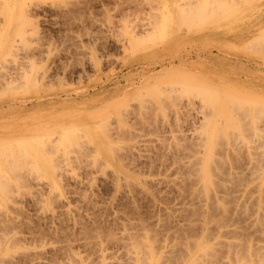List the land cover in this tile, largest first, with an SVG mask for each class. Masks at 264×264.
Here are the masks:
<instances>
[{
  "label": "rangeland",
  "instance_id": "obj_1",
  "mask_svg": "<svg viewBox=\"0 0 264 264\" xmlns=\"http://www.w3.org/2000/svg\"><path fill=\"white\" fill-rule=\"evenodd\" d=\"M166 2L167 0H0V74L4 69L0 78V105L6 108L11 100L14 104L9 111L0 112V177H4L0 178V264H138L137 261L147 264L149 259L145 261V258L151 257L155 263L150 261L148 264H195L196 259L200 258L196 264H210L211 259V264H217L219 259H225L229 251H236L233 253L236 256L229 254L231 261L226 257L221 264H244L248 260L251 264H264V260H261L264 259V222L262 221L261 226L257 221L264 208V194L261 192L264 191V165L263 161L257 159L261 153L264 154V147L254 144L262 141L258 136L247 135L252 137L248 140L241 138L245 142L244 147L240 138L236 141L230 138L233 133H228V138L235 140L237 152L235 176L239 177H235V196H244L242 201L236 197V202L239 201L235 206L237 220H234L235 224L231 223L235 225H231L233 229L235 227V238L230 234L235 239V249L240 245V255L237 251L239 248L231 250L227 246L231 242L227 234L226 240L218 234L217 227L211 230L213 224L208 225H211L210 232L215 236L210 232L200 233L198 225L201 227V218L195 216L198 219L193 220V216H189L190 209H185L187 206L193 207L186 201V198L189 200V188L193 186L192 180H189L192 175H185L188 174V166L194 161L193 156L204 152V146L200 143L203 141V129L199 126L203 123L204 112L209 110V107L206 110L208 105L202 95L205 86L218 87V97L213 101H219L218 105L223 101L221 106L231 98L227 96L226 90L232 89L235 95L238 93L235 98L240 97L242 109L247 108L245 105L248 106L249 119L247 115L246 118L238 116L242 109L238 113L235 111L240 108L238 98H231L235 100L233 102H237V106L230 105V100V104L227 103L230 105L227 106L228 110L231 108L235 112L233 114L237 120L240 116L243 120H249V124L247 120L244 124L242 122L243 125L264 126V113L259 112L263 116L258 118L252 111L255 105L251 101L254 94L264 100V15L259 18L264 11V0H257L259 4L253 6L249 5L252 4L249 0L245 5L244 2L241 10L244 9L238 10V14L234 12L235 4L231 5L227 9L229 14H225L226 18L221 13L220 17L221 8L217 9L224 0H172V11ZM189 3L191 6L193 4L192 8ZM233 3L235 0L230 4ZM188 7L191 10L195 7L201 20L193 19V24V20L189 19L192 24L189 22L190 26L184 29L188 22L182 19L186 18L182 9L190 11ZM232 10L236 18L232 15ZM167 12L172 15L170 30L167 31V36L160 37L162 20L168 16ZM230 13L232 16L229 18ZM181 14L184 26L179 19ZM207 48L212 53L204 60L203 54L198 56L197 51H208ZM179 55L188 61L185 62L184 58L185 63H180ZM168 60L176 61V65L161 71L159 62ZM2 80H7V83ZM8 80L17 82L12 85ZM103 84L110 89L107 95L57 103V95L74 96L85 88L91 90ZM247 96L251 99H247ZM37 98H42L41 104L35 103ZM52 99L54 103L49 102ZM30 100L37 105L29 110L19 107L22 102ZM247 100L253 102L254 109ZM259 106L262 111L264 105ZM225 116L229 117V113L226 112ZM103 123H106V127ZM63 131L69 133L66 138L62 136ZM239 132L241 131L235 130L234 134ZM105 133H112V139ZM76 142L81 143L79 145ZM262 158L264 159L263 155ZM8 159L13 164L8 163L7 166ZM251 163L255 167L257 164L263 165V172L259 170V174L255 167H249H253ZM184 168L186 171H183ZM183 176L188 181L183 180ZM172 177L175 178L174 181L169 180ZM186 184L190 187L187 188ZM229 185L232 186L230 183ZM128 187L135 188L137 193L139 189L142 195L135 193L133 189L128 193ZM141 190L147 193H142ZM195 200L189 201L196 204L194 207L203 208L202 203L199 201V205ZM259 204L260 207L263 206L260 208ZM179 207L181 210H176ZM238 210L242 212L238 213ZM246 210L248 212L245 213ZM181 211L188 212V216L187 213L184 216ZM263 215L260 216L261 219ZM6 220L9 221L5 223ZM140 223L144 225V228L141 227L144 230H139ZM185 223H195L194 227L198 228V232L185 231ZM132 232L138 239L145 240L144 236L148 237L145 240L148 251L140 246L144 254L149 252L151 245L154 247L156 244L155 249L152 247L155 251L150 250L152 256L146 257L143 252H137L140 248L138 246L137 249L131 242L135 237L131 238ZM207 235L208 238L205 237ZM191 236H199L198 239L202 237L206 242L195 245L193 249ZM186 241L188 245L190 242L191 250L187 248L189 246L186 247ZM222 241L224 246L220 245ZM175 242L180 244L177 247L181 250L174 247L177 244ZM213 244L219 245L216 246L219 250L214 249ZM182 245H185L184 251ZM208 245L212 246L214 252H223L219 254L221 257L213 259L216 255L210 252L212 250L208 251L214 255H211V259L207 251L203 250L202 253L201 249H210ZM185 251L189 252L185 258L176 259L173 256H185ZM136 252L139 254L138 260ZM131 253H135L136 258ZM140 256L145 257L143 259ZM194 256L198 258L193 262ZM131 259L135 261L132 263ZM232 260L234 263H230Z\"/></svg>",
  "mask_w": 264,
  "mask_h": 264
},
{
  "label": "bare ground",
  "instance_id": "obj_2",
  "mask_svg": "<svg viewBox=\"0 0 264 264\" xmlns=\"http://www.w3.org/2000/svg\"><path fill=\"white\" fill-rule=\"evenodd\" d=\"M226 0H224V2H220L219 3V6H218V10H219V8H221L220 10H219V16H220V13H221V15H224L225 16V14H229V13H227V12H229L228 10H229V7L231 8V5L233 6L234 4V12L236 13V14H238L239 12H238V10H241V7H242V5L241 4H243L244 2H246V3H244V5L245 4H247V1L248 0H235V3H233V4H230L231 2H234V0H228V1H226ZM256 1V2H255ZM261 1V0H260ZM259 0H258V2H260ZM249 2H252V4L250 3L249 4ZM249 2H248V4L250 5V6H253L254 4L256 5V3H258L257 2V0H249ZM255 2V3H254ZM149 3V2H148ZM152 3L153 2H151V5H152ZM166 3H168L167 4V6H170L171 8H170V10L172 11V5H173V3H172V0H167V2ZM188 3V2H187ZM230 4V6H228ZM259 4V3H258ZM261 4V3H260ZM149 5V4H148ZM188 5H190L191 6V4L189 3ZM238 5H240L239 6V9H237L238 8ZM243 5V6H244ZM192 6H193V4H192ZM192 6H191V8H192ZM217 6V5H216ZM236 6V7H235ZM260 6V5H259ZM151 7V6H150ZM245 7V6H244ZM152 8V7H151ZM189 8V7H188ZM195 8V7H194ZM193 8V10H191L190 8H189V10L190 11H185L184 9H182L183 11H184V16H186V18H188V20L186 19V18H182L183 20H186V21H184V22H188V23H186V24H188V25H186L185 26V28L184 29H186L188 26H190L189 25V22L191 23V21L193 20V19H195V20H199V18H200V20H201V16H199L198 15V13L195 11V9ZM256 8H258V6L256 7ZM228 9V10H227ZM244 9V8H243ZM242 9V10H243ZM262 9V8H261ZM237 10V11H236ZM241 10V11H242ZM64 11H65V9H64ZM226 11V12H225ZM240 11V12H241ZM170 12V11H169ZM185 12H187V15H185L186 13ZM168 13V12H167ZM208 13V12H207ZM231 13H233V10H232V12ZM231 13H230V16H229V18L233 15L234 16V14L235 13H233L232 15H231ZM244 13V12H243ZM242 13V14H243ZM181 14V16H180V21H181V17L183 16ZM209 14V13H208ZM169 15H170V13H168V16H166L165 18H163V25H161V31H160V33H159V36L160 37H164V36H167V31L168 30H170V23H171V16L172 15H170V17H169ZM226 15V16H227ZM264 15V11H263V13H261L259 16V18H262V16ZM226 16H225V18H226ZM241 16V15H240ZM220 17H222V16H220ZM235 17V16H234ZM237 17H238V15H237ZM224 18V17H223ZM223 18H222V20H223ZM236 18V17H235ZM179 19H176V20H179ZM189 19H192L191 21L189 20ZM183 20L181 21V24H182V22H183ZM184 22H183V24H184ZM194 22V20L192 21V23ZM178 24H179V22H177ZM191 23V24H192ZM175 24V23H174ZM177 24V25H178ZM182 24V25H183ZM194 24V23H193ZM180 25V24H179ZM179 25H178V27H179ZM181 25V26H182ZM184 26V25H183ZM149 27V26H148ZM192 27V26H191ZM180 28V27H179ZM193 28H195V27H193ZM195 29H197V28H195ZM147 31V30H146ZM152 34V33H151ZM151 36V35H150ZM148 38H149V36H148ZM153 38V37H152ZM262 40H264V39H262ZM261 43V42H260ZM123 45H126V44H123ZM129 46V45H128ZM264 48V47H263ZM204 50V49H203ZM203 50H199V51H197V54H198V56L200 55V54H203V57H204V60L206 59V57H209V56H211V51L210 50H208V48H207V50L208 51H203ZM185 56H186V54H185ZM170 57V56H169ZM187 57V56H186ZM188 57H189V55H188ZM197 57V56H196ZM201 57H202V55H201ZM202 57V58H203ZM180 58V59H179ZM185 58V57H184ZM184 58H181L180 57V55L178 56V61H180V63H183L184 62ZM198 58V57H197ZM172 59V58H171ZM186 59V58H185ZM176 60V59H175ZM235 60V59H234ZM177 61V62H178ZM186 61H188L187 59L185 60V62ZM175 62L176 61H174V60H168V61H161V62H159V67H160V70L162 71V70H166V67H168V66H170L171 68H172V66L175 64ZM184 62V63H185ZM183 63V64H184ZM237 63V62H236ZM179 64V63H178ZM256 64V63H255ZM176 65V64H175ZM2 66V65H1ZM93 66V65H92ZM3 67H4V65H3ZM16 67V66H15ZM153 68L155 67V66H152ZM1 68V67H0ZM6 68V67H5ZM17 68V67H16ZM142 68V67H141ZM151 68V67H150ZM152 68V69H153ZM7 69V68H6ZM21 69V68H20ZM132 69H134V68H132ZM151 69V70H152ZM4 69H2L1 70V74H2V71H3ZM17 70V69H16ZM136 70H138V69H136ZM9 71V70H8ZM4 72V71H3ZM12 72V71H11ZM10 72V73H11ZM153 72V71H152ZM7 73V72H6ZM20 73V72H19ZM150 73V72H149ZM1 74H0V78H1ZM144 74H145V72H144ZM6 75V74H5ZM16 75V74H15ZM13 76H14V73H13ZM13 76H11V77H13ZM142 76L144 77V75L142 74ZM2 77L4 78L5 76H3L2 75ZM19 77V76H18ZM10 78V77H9ZM13 79L15 80L16 78H14L13 77ZM12 80V79H11ZM3 81V80H2ZM9 81L10 80H8V83H9ZM13 81V80H12ZM118 81V80H117ZM120 81V80H119ZM3 82H5V81H3ZM11 82V81H10ZM15 82V81H14ZM14 82H11L12 83V85L13 84H15ZM105 82V81H104ZM5 83H7V80H6V82ZM4 83V84H5ZM10 83V84H11ZM103 83V82H102ZM3 84V85H4ZM114 84V83H113ZM119 84V83H118ZM0 85H1V80H0ZM19 85V84H18ZM2 86V85H1ZM113 86H116V85H112V87ZM5 87V86H4ZM206 87V88H205ZM204 88H205V91H203V98L205 99V103H206V105H208L207 106V108H206V110L208 109V107H209V110L208 111H205L204 112V115H205V117H204V119L201 121V122H203V123H201V127L199 126V128H201V130L203 129V133H202V135L203 136H201V134H198V135H200L201 137H202V139H203V141L201 140L200 141V143H202L201 145H203L204 146V152L203 153H201V155H200V153L197 155L196 154V156H193L194 157V161H192L193 163L192 164H190L188 167H189V170L187 171V173L188 174H186L185 176L187 177H189V175H190V177H191V175H192V179H190L189 178V180H192V182H193V186H191V188H189L190 187V185L188 186L187 184V188H189V189H191V191L190 192H188V198H189V200H192L193 201V199H196L197 201H198V203H199V205H200V202L202 203V205H203V208H200V207H202V206H200V207H194V205H196V204H192V202L191 201H189L186 197V201H188V205H193V207L191 206V208H189V206H187L188 208H185V209H190V214H189V216L190 217H192L193 218V220H194V218H195V216L197 217V216H199L200 218H201V220H199L201 223V227H200V225H198L199 226V232L201 231V232H205L206 234H207V232L209 233L211 230H213V228H214V230H215V228H216V230L218 229V234L219 235H221V237H225L226 238V240L228 239L227 238V236H233V234H235V227H234V229H233V227L232 226H235V225H232L231 223H233V224H235L236 222L234 221V220H237V219H235L236 217H235V206L236 205H238L239 204V201H237L236 202V200H237V198H239L241 201H242V199H243V195L241 196V198H240V195L239 194H237V196H235L236 194V192H235V180H237V179H235V177H239L238 175H236L235 176V164L237 163L236 161H235V152H236V147H235V140L237 141V139H239L240 141H242V142H244L243 140H241V138H243L244 139V137H245V139L246 140H248V138H252V137H247V135L248 136H258V138H260V139H262V141H260L259 139V141L256 143V142H254V144H258V146H260L261 148L262 147H264V141H263V138H264V126L262 127L261 125H248L249 124V115H248V106L247 105H245L247 108H245V107H243V108H245V109H242L240 106H241V102L239 101V98L238 97H236L235 98V96L236 95H238V93L235 95V92L232 90V89H229V91L228 90H226L227 91V96H229V98L231 97V98H234L235 100L238 98V100H237V102L238 103H240L239 104V110H235V111H237V113L238 112H240V109H242V111L238 114V116L239 115H243V117L244 118H246V115L248 116V119H242L243 117L242 116H240V118H238V120L235 118V116H234V114L233 113H235V112H233L232 110H231V108H230V110H228L229 109V107H227V106H230V105H232V106H234L235 107V103H237V102H233V101H235L234 99H229V100H227L228 98H226V94H224V96H225V98H226V100L228 101H226L225 102V104H223L224 106H221L222 105V103H224L223 101L222 102H220V105H218L219 103V101L217 102V101H213V100H215V97H218L217 95H218V93H217V88L218 87H215V86H205ZM203 88V87H202ZM229 88V87H228ZM81 89V88H80ZM79 89V90H80ZM84 89V88H83ZM217 89V90H216ZM220 89V88H219ZM110 89H108L107 88V86L105 85V84H103V85H101V86H99V87H95V88H93V89H84V90H81V91H79V92H77L76 94H74V96L73 95H70V94H66V96H64V97H61L60 95H57V97H56V100H57V103L58 102H60V101H63V102H66V101H76V100H81V99H83L84 97H87V98H89V99H91V98H94V97H96V96H99V97H101V96H104V95H107V93H108V91H109ZM203 90V89H202ZM221 90V89H220ZM223 90V89H222ZM71 92V91H70ZM238 92V91H237ZM222 93H224V92H222ZM221 93V94H222ZM226 93V92H225ZM241 93V92H240ZM253 97V99H251L250 98V96L248 97L247 96V99H251V101H253L254 102V107H255V109H254V107L252 106L253 105V102H251L250 100H247V102L248 101H250L249 102V104H251V107H252V109H254V110H252L254 113H256L257 114V116H258V118H260L259 116H263V114L261 115L259 112H262V113H264L263 111V109H261L262 111H260V109H259V105H264L263 103H264V100H262L261 99V97L260 96H258L257 94H254V95H252ZM36 97V96H35ZM34 97V98H35ZM243 97L246 99V97L244 96V94H243ZM103 98V97H102ZM109 98V97H108ZM243 98V99H244ZM42 99V98H41ZM41 99H39V98H37L36 99V102L35 101H33V100H30V101H24V102H22L21 104H20V106L19 107H21V108H23L24 110H29V109H31L32 107H34V106H36L35 105V103H40L41 102ZM51 99V98H50ZM55 99V98H54ZM54 99H52V100H49V102L50 101H52L51 103H54ZM105 99V98H104ZM241 99H242V96H241ZM93 100V99H92ZM108 100V99H107ZM231 100V104H230V101ZM233 100V101H232ZM9 101V100H8ZM7 101V102H8ZM11 102H12V100H11ZM11 102H8L7 104H6V108L5 107H3V105H0V112H4V111H6V110H8L9 111V109H11L12 107H14V104L13 103H11ZM35 102V103H34ZM43 102H45V101H43ZM48 103V102H47ZM60 103H62V102H60ZM227 103H229L230 105H227ZM262 103V104H261ZM17 104H19V103H17ZM41 104V103H40ZM258 105V106H257ZM18 106V105H17ZM231 106V107H232ZM237 106V105H236ZM234 107H233V110H234ZM262 107H264V106H262ZM261 107V108H262ZM245 110H247V112H245ZM204 111V110H203ZM226 112H228L229 113V117L227 116H225V114H226ZM252 112V113H253ZM28 113V112H27ZM202 113V112H201ZM245 113V114H244ZM247 113V114H246ZM218 114L220 115V117H218L217 118V116H218ZM260 114V115H259ZM203 115V114H202ZM203 117V116H202ZM242 117V118H241ZM264 117V116H263ZM236 119V120H235ZM240 119H242L243 121H240ZM264 119V118H263ZM109 120V119H108ZM246 120V121H245ZM247 120H248V124L246 123L245 125H246V129H245V125H243L245 122H247ZM238 121V122H237ZM100 122V121H99ZM238 123V124H236V123ZM241 122V123H240ZM242 122H243V124H242ZM262 122H264L263 120H262ZM107 123V122H106ZM106 123H103V124H105V126L104 127H106ZM112 123V122H111ZM99 125V124H98ZM102 125V124H101ZM108 125V124H107ZM263 125V124H262ZM112 126V125H111ZM244 126V127H243ZM248 126V127H247ZM262 128H261V127ZM74 127V126H73ZM62 128H63V126H62ZM62 128H60V129H62ZM70 128V127H69ZM68 128V129H69ZM75 128V127H74ZM113 128V127H112ZM111 128V129H112ZM243 128V129H242ZM248 128H249V130H248ZM65 129H67V128H65ZM67 129V130H68ZM101 129H104V128H101ZM246 131H245V130ZM67 130H65V131H67ZM235 130H239V131H241L242 133H244V134H242L241 132H239V134H234L235 133ZM244 130V131H243ZM65 131H63V133L65 134H63V133H61V134H63L62 136L63 137H67V135L66 134H68L69 135V133H67V132H65ZM103 132L105 131V129L104 130H102ZM111 131V130H110ZM113 131H114V129H113ZM228 131V132H227ZM248 131H249V133L251 132V134L249 135V133H248ZM62 132V131H61ZM77 132V131H76ZM107 132V131H106ZM231 132V133H230ZM247 132V133H246ZM262 132H263V134H262ZM78 133V132H77ZM108 133H109V131H108ZM108 133H105V135L107 134L108 135ZM113 133H115V132H113ZM120 133H122V132H120ZM228 133H230V134H232V135H230V138H234L235 140L234 141H232V139L230 140V138H228ZM241 133V134H240ZM76 134V133H75ZM110 134H112V133H110ZM108 135V137L109 138H111V135ZM117 134H118V132H117ZM77 135V134H76ZM114 135H116V134H114ZM113 135V136H114ZM122 135H123V133H122ZM80 136V135H79ZM118 136H119V134H118ZM71 137V136H70ZM75 137V136H74ZM82 137V136H81ZM237 137V138H236ZM261 137H263V138H261ZM64 138V139H65ZM76 138V137H75ZM80 138V137H79ZM62 139V138H61ZM63 139V140H64ZM112 139V138H111ZM75 140V139H74ZM57 141H60V140H57ZM67 141V140H66ZM78 141V140H77ZM190 142V144H191V141H189ZM188 142V143H189ZM242 142L240 143L241 145H242ZM250 142V141H249ZM73 143V142H72ZM79 143V142H78ZM77 142H76V144H78ZM81 143V142H80ZM80 143H79V145H80ZM199 143V142H198ZM251 143H253V142H251ZM250 143V146L252 145ZM26 144V143H25ZM60 144H61V142H60ZM67 144H68V142H67ZM195 144V143H194ZM239 144V143H238ZM246 144H248V142L246 143ZM253 144V145H254ZM243 145H244V147H245V142L243 143ZM242 145V146H243ZM203 146H201V147H203ZM227 146H229V148H227ZM249 146V145H248ZM256 146V145H255ZM200 147V148H201ZM239 147H241L240 145H239ZM259 147V148H260ZM25 148V147H24ZM198 148V147H197ZM242 149V148H241ZM186 150H188V149H186ZM195 150V149H194ZM243 150V149H242ZM241 150V151H242ZM261 150V149H260ZM3 151V150H2ZM9 151V150H8ZM197 151H198V149H197ZM249 151V150H248ZM262 151V150H261ZM6 153H7V150L5 151ZM183 152V151H182ZM188 152H189V150H188ZM196 152V151H195ZM194 152V153H195ZM198 152H200V151H198ZM250 152V151H249ZM256 151H254L253 153H255ZM262 152H264V149H263V151ZM0 153H1V151H0ZM4 153V152H3ZM5 153V154H6ZM9 153V152H8ZM121 153V152H120ZM128 153V152H127ZM130 153V152H129ZM191 153V152H190ZM193 153V152H192ZM237 153V152H236ZM251 153H252V151H251ZM4 154V155H5ZM155 154V153H154ZM187 154H189V153H187ZM240 154V153H239ZM250 154V153H249ZM256 154V153H255ZM3 155V154H2ZM11 156H12V154H10ZM119 155H121V154H119ZM167 155V154H166ZM181 155H183L182 153H181ZM190 155V154H189ZM191 155H193V154H191ZM190 155V156H191ZM257 155V154H256ZM262 155L264 156V154H262L261 153V156L257 159V160H261V161H263V165H264V159L262 158ZM8 156V155H7ZM7 156H6V158H7ZM15 156V155H14ZM126 156V155H125ZM150 156V155H149ZM163 156V155H162ZM180 156V155H179ZM183 156H186L187 157V155L186 154H184ZM258 156H259V154H258ZM5 157V156H4ZM128 157V156H127ZM157 157V156H156ZM178 157V156H177ZM192 157V158H193ZM246 157V156H245ZM254 157V156H253ZM10 158V157H9ZM118 158V157H117ZM121 158V157H120ZM132 158V157H131ZM150 158V157H149ZM180 158V157H179ZM188 158V157H187ZM191 158V157H190ZM191 158V159H192ZM247 158V157H246ZM256 158V157H255ZM2 159V158H1ZM122 159V158H121ZM127 159V158H126ZM182 159H183V157H182ZM191 159H189L190 161L189 162H191ZM239 159V158H238ZM242 159V158H241ZM244 159V158H243ZM248 159H249V157H248ZM254 159V158H253ZM4 160V159H3ZM6 160V159H5ZM13 160V159H12ZM17 160V159H16ZM187 159H185V161H186ZM257 160L254 162L255 164L257 163ZM21 161H22V159H21ZM184 161V162H185ZM188 161V160H187ZM238 162H239V160H237ZM254 160H252V162H253ZM7 162V161H6ZM14 162V161H13ZM16 162V161H15ZM17 162H19V161H17ZM179 162V161H178ZM182 162V161H181ZM180 162V163H181ZM8 163H12L11 161H9V159H8V162H7V166H8ZM186 163H188V162H186ZM240 163V162H239ZM243 163V162H242ZM245 163H247L246 162V160H245ZM6 164V163H5ZM13 164V163H12ZM154 164V163H153ZM152 164V165H153ZM189 164V163H188ZM244 164V163H243ZM252 164V163H251ZM10 165V164H9ZM14 165H15V163H14ZM21 165V164H20ZM177 165H178V163H177ZM185 165V164H184ZM241 165V164H240ZM253 165V167L252 166H249V167H251V168H254L255 166H254V164H252ZM263 165H260L259 164V166H258V164H257V166L254 168V169H256L255 171H262L263 170V168H262V166ZM18 166V165H17ZM16 165H15V167H17ZM22 166H24L23 164H22ZM155 166V165H154ZM157 166V165H156ZM179 166V165H178ZM177 167V166H176ZM186 167V166H185ZM264 167V166H263ZM2 168H3V166H2ZM12 168V167H11ZM14 168V167H13ZM18 168V167H17ZM17 168H16V170H17ZM177 168H179V167H177ZM152 169H154V168H152ZM182 169V168H181ZM248 169H250V168H248ZM253 169V170H254ZM0 170H2V169H0ZM10 170V169H9ZM13 170V169H12ZM11 170V171H12ZM15 170V171H16ZM186 171V169L184 168L183 169V171ZM250 170H252V169H250ZM252 170V171H253ZM131 171V170H130ZM178 171H179V169H178ZM182 171V172H183ZM259 171V172H260ZM3 173V175L4 176H7V175H5L6 173L4 172V171H2ZM18 172V171H17ZM180 173H181V171H179ZM237 172V171H236ZM263 172V171H262ZM13 173H14V171H13ZM134 173V172H133ZM186 173V172H185ZM255 173H258V172H255ZM182 174H184V173H182ZM181 174V175H182ZM237 174V173H236ZM259 174H261V172L259 173ZM106 175V174H105ZM185 176H183V178L185 177ZM257 176V175H256ZM1 177H3V176H1ZM0 177V178H1ZM170 177V176H169ZM182 177V176H181ZM243 177V176H242ZM4 178V177H3ZM110 178V177H109ZM123 178V177H122ZM121 178V179H122ZM166 178V177H165ZM164 178V179H165ZM177 178V177H176ZM180 178V177H179ZM256 178V177H255ZM167 179V178H166ZM169 179V178H168ZM182 179V178H181ZM187 179V178H186ZM185 178L183 179V180H186ZM7 180V179H6ZM111 180V179H110ZM122 180H124V178L122 179ZM143 180V179H142ZM149 180V179H148ZM157 180V179H156ZM158 180H161V179H158ZM157 180V181H158ZM169 180H172V181H174L175 180V178H171V179H169ZM179 180V179H178ZM244 180H245V178H244ZM247 180V179H246ZM8 181H9V179H8ZM165 181V180H164ZM172 181H170V182H172ZM177 181V180H176ZM180 181H182V180H180ZM187 181H188V179H187ZM119 182V181H118ZM120 182H122V181H120ZM130 182V181H129ZM145 182V181H144ZM169 182V181H168ZM183 182V181H182ZM185 182V181H184ZM191 182V181H190ZM241 182V181H240ZM258 182V181H257ZM124 183H125V181H124ZM130 183H132V182H130ZM146 183V182H145ZM150 183V182H149ZM165 183H166V181H165ZM164 183V184H165ZM174 183V182H173ZM176 183H179V182H176ZM186 183V182H185ZM229 183L230 184H232V186L231 185H229ZM239 183V182H238ZM120 184V183H119ZM135 184V183H134ZM141 184H143V185H145L144 183H141ZM157 184V183H156ZM175 184V183H174ZM182 184V183H181ZM188 184H190V183H188ZM255 184H257L256 182H255ZM264 184V183H263ZM129 184H127V186H128ZM153 185H155L154 183H153ZM185 185V184H184ZM192 185V184H191ZM125 186V185H124ZM126 186V187H127ZM133 186V185H132ZM141 186V185H140ZM146 186V185H145ZM158 186H159V183H158ZM165 186H167V185H165ZM257 186V185H256ZM263 186V185H262ZM3 187V186H2ZM5 187V186H4ZM131 187V186H130ZM129 188V187H128ZM183 188V187H182ZM0 189H1V187H0ZM2 189H4V188H2ZM130 189V188H129ZM128 189V193H131L132 191V189H133V187L129 190ZM137 189V188H136ZM141 189V188H140ZM157 189V188H156ZM186 189V188H185ZM184 189V190H185ZM262 189H263V187H262ZM119 190V189H118ZM117 190V191H118ZM123 190V189H122ZM133 190H135V188L133 189ZM153 190V189H152ZM180 190H181V188H180ZM183 190V191H184ZM261 190V189H260ZM2 191H4V190H2ZM130 191V192H129ZM138 193H140V190L138 189ZM142 191V193L144 192L145 194L147 193V192H145L144 190H141ZM148 191V190H147ZM151 191V190H150ZM159 191V190H158ZM186 191H188V189H186ZM5 192V191H4ZM135 193H137V191L135 190L134 191ZM153 192V191H152ZM151 192V193H152ZM185 192V191H184ZM263 194H264V191H261ZM1 193V192H0ZM137 193V194H138ZM182 193V192H181ZM4 194V193H3ZM124 194V193H123ZM126 194V193H125ZM141 194V193H140ZM185 194H187V192L185 193ZM262 194V195H263ZM132 195V194H131ZM142 195V194H141ZM163 195V194H162ZM262 195H260V196H262ZM136 196V195H135ZM140 196V195H139ZM145 197H147V196H149V195H144ZM144 196H143V198H144ZM132 197V196H131ZM142 197V196H141ZM163 197V196H162ZM181 197V196H180ZM237 197V198H236ZM255 198V197H254ZM133 199V198H132ZM256 199V198H255ZM255 199H254V201H255ZM260 199V198H259ZM140 200V199H139ZM196 200H195V202H196ZM257 200V199H256ZM264 200V199H263ZM263 200H259V201H263ZM1 201V200H0ZM184 201H185V199H184ZM200 201V202H199ZM257 202V201H256ZM255 202V203H256ZM181 203V202H180ZM197 203V204H198ZM236 203V204H235ZM238 203V204H237ZM242 203V202H241ZM240 203V204H241ZM249 203H251V202H249ZM254 203V202H253ZM248 204V203H247ZM247 204H246V206H247ZM252 204V203H251ZM261 204H262V202H261ZM185 205V204H184ZM263 206V205H262ZM261 206V207H262ZM182 207H184V206H182ZM259 207H260V204H259ZM260 207V208H261ZM178 208V207H177ZM176 208V210H181L180 208L181 207H179V209H177ZM198 208H200V210H197ZM238 208H239V206H238ZM247 208V207H246ZM183 209V208H182ZM239 209H241V208H239ZM172 210H174V208L172 209ZM184 210V209H183ZM187 210H185V211H187ZM237 210V209H236ZM252 210H253V208H252ZM164 211V210H163ZM239 211V210H238ZM241 211V210H240ZM238 212V213H241V212ZM250 211V210H249ZM259 212H260V209L258 210ZM76 212V211H75ZM128 212V211H127ZM133 212V211H132ZM165 212V211H164ZM167 212V211H166ZM181 212H183V211H181ZM237 212V211H236ZM246 212H248L247 210L245 211V213ZM261 212H263V214H264V208H263V210L261 211ZM139 213V212H138ZM184 213V212H183ZM185 213H187V216H188V212H185ZM184 213V216L186 215ZM244 213V214H245ZM258 213V212H257ZM77 214V213H76ZM244 214H242V216L241 217H243V215ZM250 214V213H249ZM251 214H252V212H251ZM262 214V215H263ZM137 215V214H136ZM180 215V214H179ZM247 215V214H246ZM258 215H259V213H258ZM262 215H260V216H262ZM181 217H182V215H180ZM179 216V217H180ZM187 216H186V218H187ZM260 216H258L257 217V221L259 220L260 221V219H261V217ZM264 216V215H263ZM1 217V216H0ZM9 217V216H8ZM239 217V216H238ZM10 218H11V216H10ZM15 218V217H14ZM139 218V217H138ZM143 218V217H142ZM255 218H256V216H255ZM4 219V218H3ZM2 219V220H3ZM6 219V218H5ZM188 219H191V218H188ZM198 219V218H197ZM196 218H195V220H197ZM242 219V218H241ZM262 219H264V217H262ZM261 219V222H259L258 221V223H259V225H261V223H262V221L264 222V220H262ZM11 220H13V219H11ZM187 220V219H186ZM255 220V219H254ZM7 221H9V220H6V222L5 223H7ZM238 221H240V220H238ZM256 221V220H255ZM15 222V221H14ZM138 222V221H137ZM188 222V221H187ZM189 222H191V220L189 221ZM194 221H192V223H193ZM196 222V221H195ZM235 222V223H234ZM11 223V222H10ZM183 223V222H182ZM192 223H185V225L183 224V227L185 226V231H194L195 232V230L197 229L198 230V228L196 227V229H195V227H194V224L192 225ZM197 223V222H196ZM242 223V222H241ZM240 223V224H241ZM245 223V222H244ZM14 224V223H13ZM141 224V223H140ZM140 224H138V226H140ZM208 224H213V226H212V229L210 230V226L208 225ZM239 224V223H238ZM237 224V225H238ZM263 224V223H262ZM5 225V224H4ZM11 225V224H10ZM9 225V226H10ZM129 225V224H128ZM197 225V224H196ZM232 225V226H231ZM244 225V224H243ZM255 225H256V222H255ZM8 226V225H7ZM8 226V227H9ZM130 226H132V228L134 227L135 228V226H133L132 224H130ZM129 226V227H130ZM137 226V225H136ZM137 226V227H138ZM144 226V225H143ZM142 226V224H141V226L140 227H138L139 228V230H140V228L141 227H143ZM262 226V225H261ZM2 227V226H1ZM6 227V226H5ZM90 227V226H89ZM240 227V226H239ZM263 229H264V224H263ZM4 228V227H3ZM85 228V227H84ZM131 228V227H130ZM129 228V229H130ZM133 228V229H134ZM144 228V227H143ZM143 228H141V229H143ZM146 228V227H145ZM174 228V227H173ZM245 228H247V227H245ZM259 228V227H258ZM261 228V227H260ZM86 229V228H85ZM90 229V228H89ZM137 229V228H136ZM182 229V228H181ZM262 229V230H263ZM97 230H98V228H97ZM132 230V229H131ZM144 230V229H143ZM166 230V229H165ZM183 230V229H182ZM181 230V231H182ZM196 230V231H197ZM91 231V230H90ZM101 231V230H100ZM147 231V230H146ZM185 231L183 232V233H185ZM242 231V230H241ZM258 231V230H257ZM142 232V231H141ZM171 232V231H170ZM194 232H191V233H194ZM198 232V231H197ZM200 232V233H201ZM217 232H216V234H217ZM246 232V231H245ZM97 233V232H96ZM95 233V234H96ZM130 233V232H129ZM161 233V232H160ZM160 233H158V234H160ZM190 233V234H191ZM211 233V232H210ZM215 233V232H214ZM229 233V234H228ZM98 234V233H97ZM101 234V233H100ZM106 234V233H105ZM131 234V233H130ZM129 234V235H130ZM132 234H133V232H132ZM140 234V233H139ZM142 234V233H141ZM165 234H167V233H165ZM182 234V233H181ZM195 234V233H194ZM198 234V233H197ZM204 234V233H203ZM217 234V235H218ZM225 234V235H224ZM226 234H227V236H226ZM231 234V235H230ZM91 235V234H90ZM94 235V234H93ZM153 235H154V233H153ZM184 235V234H183ZM189 235V234H188ZM208 235H210V234H208ZM208 235L207 236H205V237H207L208 238ZM211 235H214L215 236V234H213V233H211ZM210 235V236H211ZM223 235V236H222ZM97 236V235H96ZM112 236V235H111ZM132 237L131 238H133L134 236H135V234H133V235H131ZM139 236V235H138ZM157 236V235H156ZM199 236H200V234H199ZM199 236H196V237H193V236H191L192 238H190V237H188V239L190 238V239H192V240H190V242H191V247H193V249H194V247H195V245H197V244H202L203 242L205 243L206 242V240L205 239H202V237L200 238V239H198L199 238ZM203 236V235H202ZM210 236H209V238H210ZM213 236V237H214ZM136 237V236H135ZM133 238V240L131 241V242H133V244L135 245V247L137 246V249H138V246H139V248H140V246L143 248V249H147L146 251H148V247H147V242L145 241L148 237L147 236H144V237H146L145 238V240H143L144 238H141V237H143V236H139L141 239H138L137 237L136 238ZM221 237H219V238H221ZM234 237V236H233ZM129 238H130V236H129ZM130 238V239H131ZM187 238V237H186ZM194 238V239H193ZM203 238H204V236H203ZM232 237H230V240H231V242H230V244L229 245H227V244H225V246L227 245L231 250H232V248H234L233 250H237L238 248V253H239V250H240V245L238 246V248H236L235 249V237L234 238H232V239H234V240H232L231 239ZM243 238V237H242ZM93 239V238H92ZM150 239V238H149ZM163 239V238H162ZM183 239V238H182ZM216 239H218V237L216 238ZM177 240V239H176ZM175 240V241H176ZM205 240V241H204ZM209 240V239H208ZM219 240V239H218ZM217 240V241H218ZM222 240V239H221ZM225 240V241H226ZM183 241V240H182ZM189 241V240H188ZM188 241H186L185 243H186V247L187 246H189L190 245V242H189V245H188ZM217 241H216V243H217ZM224 241V242H225ZM146 244H145V243ZM149 242H151V240H149ZM153 242V241H152ZM161 242V241H160ZM180 242V241H179ZM215 242V241H214ZM241 242V241H240ZM240 242H238V244H240ZM155 243H156V241H155ZM154 243V244H155ZM175 243H177V242H175ZM183 243V242H182ZM181 243V244H182ZM219 243V242H218ZM217 243V244H218ZM226 243H229V242H226ZM237 243V242H236ZM264 243V242H263ZM131 244V243H130ZM132 244V245H133ZM151 244V243H150ZM158 244V243H157ZM179 243H177L176 244V246L174 245V247H177V245H178ZM223 244V245H222ZM222 244H220L221 246H224V243H223V241H222ZM242 244V243H241ZM246 244V243H245ZM127 245H128V243H127ZM131 245V246H132ZM172 245V244H171ZM180 245V244H179ZM145 246L147 247V248H145ZM185 247V245H182L181 247H182V249ZM209 246V245H208ZM206 246L207 248H209L210 247V249H201L202 250V253H203V250H205V252L207 251H210V250H212V246H215L214 244L211 246ZM217 247L219 246V245H216ZM215 246V247H216ZM226 246V247H227ZM242 246H244V245H242ZM241 246V247H242ZM128 247H130V246H128ZM153 246L151 245V249L153 250V248L155 249L156 248V244L154 245V247L152 248ZM191 247L189 246V247H187V248H190V250H191ZM205 247V246H204ZM205 247V248H206ZM215 247H213L214 249H217V247L215 248ZM177 248H179V247H177ZM220 248V247H219ZM229 248H226V250L228 249V251H229ZM244 248V247H243ZM151 249H149V252L147 253H145L144 254V252H143V250L141 251V248H140V250L138 251L137 250V252H143V254L144 255H146V257L148 256V257H150V256H152V255H150L151 253H150V250ZM172 249V248H171ZM174 249V248H173ZM172 249V250H173ZM180 249V248H179ZM184 249H186V248H184ZM184 249H183V251H184ZM192 249V250H193ZM213 249V250H214ZM221 250H223V248L221 247L220 248ZM224 249H225V247H224ZM144 250V251H145ZM177 250V249H176ZM181 250V249H180ZM210 251L211 253H213L214 251ZM217 250H219V249H217ZM220 250V251H221ZM129 251V250H128ZM153 251H155V250H153ZM152 251V252H153ZM175 251V250H174ZM187 251H189V250H187ZM247 251H248V249H247ZM250 251H251V248H250ZM136 252V253H137ZM140 252V253H141ZM170 252V251H169ZM173 252V251H172ZM178 252V251H177ZM205 252H204V254H205ZM210 252H208L207 254H208V256H209V254H210V259L211 258H213L214 257V255H216L215 257H217V256H219V254L221 253V252H219V253H217L216 252V250H215V252L213 253V254H211ZM231 251H229V254H232V255H235V254H233L234 252H236V251H234L233 253L231 252ZM253 252V251H252ZM263 252V251H262ZM154 253V254H153ZM152 254L154 255V256H156V254H155V252H153ZM173 253H175V254H178V253H176V252H173ZM183 253V252H182ZM185 253H186V251H185ZM185 253H184V255H185ZM187 253H189V252H187ZM187 253H186V255L185 256H176V255H173V256H175V258L176 257H186L187 256ZM223 253V252H222ZM221 253V254H222ZM244 253H248V252H244ZM132 255H133V253H131ZM143 254H140V255H143ZM172 254V253H171ZM171 254H169L170 255V257H171ZM200 254V253H199ZM228 254V255H229ZM237 254V253H236ZM242 254V253H241ZM256 254V253H255ZM134 255H135V253H134ZM133 255V256H134ZM168 255V254H167ZM166 255V256H167ZM178 255H181L180 253L178 254ZM197 255V254H196ZM201 255H203V254H201ZM206 255V254H205ZM213 257H212V256ZM226 255V254H225ZM228 255L227 256H225V259H226V257L228 258ZM239 255H240V253H239ZM239 255H238V257H239ZM259 255H261V254H259ZM264 255V254H263ZM130 256V255H129ZM164 256V255H163ZM172 256V257H173ZM224 256V255H223ZM236 256V255H235ZM242 256V255H241ZM254 256H256V255H254ZM135 257V256H134ZM137 260H138V257H139V254L137 253ZM135 257V258H136ZM141 257V256H140ZM143 257H145V256H142L141 258H143ZM169 257V256H168ZM169 257V258H170ZM171 257V259H173ZM197 257V256H196ZM195 256H194V260L192 259V261L194 262L195 261V258H196ZM201 257V256H200ZM207 257V256H206ZM205 257V258H206ZM208 257V258H209ZM213 258V259H218V257L217 258ZM221 257V255L219 256V258ZM237 257V258H238ZM244 257V256H243ZM253 257V256H252ZM261 257H262V255H261ZM260 257V258H261ZM134 258V259H135ZM141 258H139L140 260H141ZM152 258V257H151ZM151 258H145V261H147L148 259H149V261L148 262H150V261H152V259ZM154 258H156V257H154ZM160 258V257H159ZM164 258V257H163ZM166 258V257H165ZM198 258V257H197ZM223 258V257H222ZM240 258V257H239ZM238 258V259H239ZM250 258H251V256H250ZM255 258V257H254ZM258 258V257H257ZM256 258V259H257ZM133 259V260H134ZM144 259V258H143ZM142 259V260H143ZM151 259V260H150ZM168 259V258H167ZM177 259V258H176ZM201 259V258H200ZM200 259H196V261L197 260H200ZM203 259V258H202ZM225 259L223 260V261H225ZM229 259V258H228ZM234 259V258H233ZM236 259V258H235ZM245 259H247V258H245ZM252 259V258H251ZM133 260L131 259V261H132V263H133ZM141 260V261H142ZM162 260H165V259H161V261ZM174 260V259H173ZM181 260H182V258H181ZM208 260V259H207ZM222 260H220L219 259V261H220V263H219V261H217V264H221V262H222ZM241 260H243L242 259V257H241ZM253 260H255V259H253ZM261 260L263 261L264 259L263 258H261ZM135 261V260H134ZM153 261H154V259H153ZM152 261V262H153ZM175 261V260H174ZM180 261V260H179ZM195 261V264L196 263H198V262H196ZM206 261V260H205ZM209 262H210V260H208ZM215 261V262H216ZM227 262H228V260H226ZM229 261H231V259H229ZM244 261V260H243ZM250 260H248V262H249ZM252 261V260H251ZM257 261H259V260H257ZM130 262V261H129ZM128 262V263H129ZM138 262V264H139V262L140 261H137ZM143 262V261H142ZM142 262H140V264L142 263ZM148 262H146L147 264H148ZM169 262H171L170 260H169ZM192 262V263H193ZM214 262V263H215ZM248 262H245L244 264H246V263H248ZM72 263V262H71ZM154 263H155V261H154ZM165 263H166V261H165ZM176 263V262H175ZM179 263H181V262H179ZM189 263V262H188ZM211 263H212V259H211ZM210 263V264H211ZM229 263V262H228ZM230 263H234L233 262V260H232V262H230ZM239 263V262H238ZM131 264V263H130ZM135 264V263H134ZM161 264V263H160ZM200 264V263H199ZM202 264V263H201ZM204 264V263H203ZM205 264H207L206 262H205ZM223 264V263H222ZM224 264H226L225 262H224ZM248 264H251V263H248ZM255 264H257V263H255Z\"/></svg>",
  "mask_w": 264,
  "mask_h": 264
}]
</instances>
